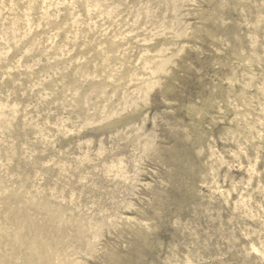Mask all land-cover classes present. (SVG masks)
I'll use <instances>...</instances> for the list:
<instances>
[{"label":"rangeland","instance_id":"rangeland-1","mask_svg":"<svg viewBox=\"0 0 264 264\" xmlns=\"http://www.w3.org/2000/svg\"><path fill=\"white\" fill-rule=\"evenodd\" d=\"M0 264H264V0H0Z\"/></svg>","mask_w":264,"mask_h":264},{"label":"bare ground","instance_id":"bare-ground-1","mask_svg":"<svg viewBox=\"0 0 264 264\" xmlns=\"http://www.w3.org/2000/svg\"><path fill=\"white\" fill-rule=\"evenodd\" d=\"M204 2L205 3H207V4H209V5H215V7L216 8H219V7H221V9H228V6H229V3H233L234 2V0H204ZM229 12H230V10H229ZM218 15H220V14H218ZM216 18V17H215ZM220 18H221V16H220ZM211 19H212V17H211ZM112 47H113V45L112 46H110L109 48L110 49H112ZM104 53H106V52H94L93 53V59H95L96 61H101V60H107L108 62H110V61H113L114 60V58L113 57H111V56H106ZM84 67L85 68H87V69H91V67H90V64H85L84 65ZM95 69V68H94ZM97 69V68H96ZM163 71L160 69V68H158L157 69V73H162ZM27 246H29V245H31V244H26Z\"/></svg>","mask_w":264,"mask_h":264}]
</instances>
